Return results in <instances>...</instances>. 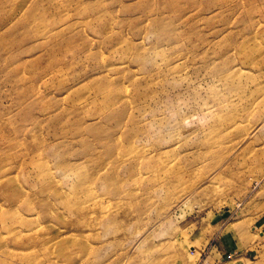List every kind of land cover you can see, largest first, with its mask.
I'll use <instances>...</instances> for the list:
<instances>
[{"label": "rangeland", "instance_id": "rangeland-1", "mask_svg": "<svg viewBox=\"0 0 264 264\" xmlns=\"http://www.w3.org/2000/svg\"><path fill=\"white\" fill-rule=\"evenodd\" d=\"M0 264H264V0H0Z\"/></svg>", "mask_w": 264, "mask_h": 264}, {"label": "crops", "instance_id": "crops-1", "mask_svg": "<svg viewBox=\"0 0 264 264\" xmlns=\"http://www.w3.org/2000/svg\"><path fill=\"white\" fill-rule=\"evenodd\" d=\"M211 249H212V253H214V255L217 256L219 260L221 259L222 261V256H224V253L226 252V248L224 247V245L220 244L219 246H213ZM225 263H227V260L225 261Z\"/></svg>", "mask_w": 264, "mask_h": 264}]
</instances>
